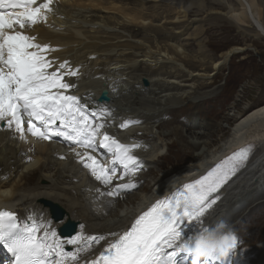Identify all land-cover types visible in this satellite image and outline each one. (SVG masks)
<instances>
[{
	"label": "bare ground",
	"instance_id": "1",
	"mask_svg": "<svg viewBox=\"0 0 264 264\" xmlns=\"http://www.w3.org/2000/svg\"><path fill=\"white\" fill-rule=\"evenodd\" d=\"M118 1L121 0H55V6L58 9L56 15L49 16L48 22L46 24L41 23L34 26L30 30V34L36 35L40 43L42 44L47 43L50 44L52 47H56L57 50L53 53L52 57L50 58L53 61H55L56 59H61V57L64 56V61H68V64L70 57L74 59V62H79V58L72 55L74 53L83 54L84 58H86V61H88L89 63L88 67L84 65H78L73 67L69 64V67L72 69L79 68V73H78L79 80L85 79L87 81H91L96 76V73H100L102 70H104L105 67L109 66L112 61L125 62L119 59L118 57L113 58L111 56H107L104 54L107 51V49L110 48H107L103 43L109 41L110 39L120 40L123 38L132 37L134 39L141 38V40H139L140 41L139 43H145V42H151V43L154 42L153 44L156 43L155 50L152 49L149 45H147L146 49L143 50L144 52L142 55L145 58H148L149 64L154 69L156 65H158V62L162 59L169 61V63L172 64L171 65L172 67L181 68L180 66L181 64L177 65L175 64L174 61L178 60L177 58H179V60L180 59L186 60L192 57V55L189 54L190 53L188 51L189 44L187 43L189 40H192V38L187 37L185 40L182 41L179 35L177 34L180 32H176L178 30H181V34H182L187 28L191 26V24L189 23L192 22L195 23L196 19H192V20L188 19V16L190 15L191 11L189 13L176 12L171 14V16L169 17L162 16L160 15L162 13H158L156 16L151 17L147 13L143 12V10H139V9L135 10L132 7L125 8L123 5L118 4ZM209 1L211 0H202V5L205 6L206 3L208 5ZM142 2H144V0H142ZM213 2L214 1H211V3ZM214 3L215 4L218 3L219 6L220 4L221 5L224 4V2L223 3L214 2ZM237 3L239 4L237 6V9L232 8L233 4L228 5L225 15L227 14V16H229L232 21H234L237 25H239V27L242 26L241 28H243V26H250V24L253 25L255 28L258 29L256 31V35H258V38H263L264 37V0H260L259 3L257 0H237ZM200 8L201 7H199V9L197 10L198 11L202 10ZM216 10H217V14L220 11H224L219 9H215L214 11ZM167 12H169V10L165 11V13ZM163 19H165V22L161 24L160 22ZM181 19H184L183 20L185 22L184 25H180ZM147 22L150 24L149 27H146ZM96 27H97L96 31L90 30V28H96ZM136 27H138L139 30L135 31L134 29ZM142 32L143 33L145 32L146 35L145 33L144 35H142L141 34ZM148 33H153V36H150ZM104 34H106V37L108 39L106 40L99 39L101 37L100 35H104ZM92 40L94 42H91ZM97 40L101 42L97 43L96 42ZM159 40H161V43H164L162 44L163 48L160 45L161 43L159 42ZM80 43L87 45L86 52H83L80 49ZM62 47H64V50H62L58 54V56H56L57 52ZM242 50L243 48L241 47H234L229 51L224 52L222 55L218 57V59L212 57V59L210 60L212 61L211 63L213 69L214 70L222 69L223 65L228 62L232 54L239 53ZM95 54H98L99 56L91 60L88 59V57L94 56ZM202 54L204 55L205 53H203L202 51L201 55ZM190 65H192L191 68L196 67L194 62L193 64L191 63ZM91 66H95V67H91ZM99 66L102 67L98 68ZM200 66L201 68L199 70L190 71L191 74L189 73V75L191 77L188 78V80L190 79L191 81L195 77L206 75L207 69L204 68L203 63H201ZM133 67H135V65L131 66V69ZM175 69L177 70V68H174V70ZM173 71H171V73ZM196 71L199 73L195 74L196 76H194L193 73H195ZM176 74L177 73H175L174 75ZM182 76L185 77L187 76V74L179 75V77ZM158 81L159 80H157V83L155 82V85L159 84L158 88L162 90L161 92L158 93L159 97L158 96H157L158 98L155 97V100L157 99L158 101L155 102H157V105H159V107L157 108L158 112L149 113L148 111L145 112L147 116L141 115L142 117L138 116L139 118L136 119L146 118L145 119L146 121L147 120L152 121L155 119H159L163 115V112L165 111L166 114L169 113L170 115L174 116L176 115V113L180 112L179 109L175 107L161 109V107L164 105H168L169 101L171 102V100H177L183 102L186 99V97H189L190 94L192 93L191 91L188 92V94L186 95L183 91V93H181L180 95V92H176L175 90V92L170 91L171 93L163 94V92L166 91L169 92V89L174 88V85H170L169 82H166L165 80H163L164 82L162 83ZM92 83L95 82L93 81ZM137 83L142 84L141 81ZM210 83L212 82L200 83L199 85L196 86L193 93L197 94V89L199 87L204 88L206 85ZM102 88H108L110 89V91L112 90L106 84H95V89L98 90L97 92L98 94L100 93L99 90ZM143 88L145 89V87ZM125 89L127 88L125 87ZM142 90L143 89L141 88V91ZM154 90L153 92L156 93L157 91L155 92ZM53 91H55V89ZM138 91L140 93V89L136 88L131 92L135 93ZM110 95H111L110 96L111 99H113L114 102L115 96L113 92H111ZM151 103L153 104V102ZM251 107L246 112L245 111L243 112L242 117L235 123L234 127L232 128L231 135L226 139V141L220 145L208 149L209 150L208 152H206L202 148H204V146L207 147L209 145H212V143L209 141L211 136L210 134L211 130L215 126L212 123H209L208 126H203L202 124H199V129L190 132V134L184 132L185 129L187 130L191 129L190 125L188 124H182L180 125L181 127L175 126L170 132H167L168 134L173 133L175 137L174 140L175 144L180 145L179 147H177L179 148L177 152L178 154L179 153L194 154V152H198V150L200 151L204 150V151L201 154L198 153L197 155L194 154V156H191L193 162L187 165L184 170H177V172H171L173 171L171 170L169 172H166L168 173V175L166 176L161 177L162 175H159L158 177L149 180L151 182L148 183V188L150 187L151 190L147 192L146 190H144L145 192L142 193L140 197L135 196L129 198L131 200L129 201L130 203H127L126 206L123 205V207H121L122 206L121 205L120 206L121 209L118 210V212L116 213H114V210L111 209L113 208V202H115L117 199H113L107 196H102L99 199V193L102 192V190L98 189L97 181L93 177L87 175L86 172L83 169H81L80 166L73 160L72 158L73 149H70L67 152L61 151V147L59 145H55L56 147L57 146L58 147L55 150V152L56 151L57 152L54 154V150L52 149L53 146H51V143H53L52 141L45 142L43 140H39L35 137H32L30 134H28L26 140H23L20 137H18L19 142L21 143L20 150L18 149L13 150L11 148L10 151L12 156L5 158L4 156L5 155L7 156L8 154L3 155L2 147L0 144V158L1 157L5 158V159L3 158L4 160L2 159V161L0 160L1 161L0 166H2V170L4 174L7 171H11L13 173L16 172L19 177L18 179L14 180V182L10 181L14 178L13 177L11 179L12 174L8 175L7 177L8 180L0 179V210L12 211L13 213L17 214L22 221L28 214L34 212L38 216H42L44 221L50 222L51 227L56 230L57 235H58V227H60L64 221H68V220L75 221L77 222V224H79L80 233L82 231L81 224H83L85 225V228L83 229L84 234L92 235V236L103 235L105 237V240L92 244L93 247L92 251L89 254H83V256L79 260V264H90V261L92 259H95L99 255V253L103 250V248L106 247L108 243L111 242V240L113 239V237L111 236L112 233L114 232L121 233L124 230L129 229L131 224L134 222V220L144 211H147L148 208L157 199H161L167 196L174 189H176L178 186L183 184L185 181L191 178L194 179L195 177L199 176L208 165H210L226 150L235 147L241 143L254 140L257 145V151L254 157L251 159V162L249 164L250 168H248V170L244 174L237 177L229 187L222 189L221 191H219L218 193H216L214 196L211 197L212 199H214L215 196L218 195L220 199L217 200L216 203L213 205V207L208 210V212L202 218V220L204 225H213L218 222L224 221L231 223L234 227L235 224H238L237 223L238 221L242 222L245 221L244 220L245 218H249L246 224L243 225L242 232L241 233L239 232V237L242 240L243 235L245 236L249 235L255 241L246 242L245 245L248 246L247 252L242 253L240 256H243L248 261L249 264H264V245L263 246H260L261 244L259 246L256 245V242L257 241L259 242V238L261 237L257 235V231L261 228L260 225L264 221V103L257 104L253 108ZM197 110L198 112L201 111L199 104L197 106ZM179 121L180 120H178V122ZM170 123L171 122H169V120L164 121V123H160L158 127L161 125L167 126ZM116 125L118 126V124ZM153 126L150 131L153 130ZM142 129L143 127L137 128L135 130V133L132 132L134 133L133 135L138 134L139 132H141ZM1 131H0V136L3 135V131L2 132ZM11 131L13 130H9V132ZM13 133L15 132L13 131ZM142 135H147V137L149 138V134L141 133V135L139 134L136 135L134 139L141 138ZM189 138L191 140H189ZM134 143L137 144V141H134ZM171 144H169L168 147H170ZM146 146L148 147V144ZM154 148H152L151 150L149 148L150 152L146 153L145 155H144V150L141 151L142 155L144 156L143 160H145V157L147 158L146 159L147 162L152 161L151 159H148V157L154 159V161H159L160 159H162L163 153L158 152L157 149H156L157 151L156 153L153 152ZM28 150H30V152L33 151L31 153V160L22 162L25 156H28L30 154ZM77 150H79V148ZM21 151H25L26 153L23 159H21V156L19 154L16 156V154L18 152L20 153ZM53 154L59 157L54 158ZM63 155L66 156L67 159L66 161H70V164L72 166L70 167L67 166V168L64 167V162L66 161L60 160V158ZM12 157H15L17 159L20 158V159H18L17 161L13 160V162L15 163H11L8 160L11 159ZM51 157L56 159V161H54V159ZM9 164H11L12 166L9 167ZM52 166L58 167L53 169V173L55 174L53 176L45 174L48 172V170H52L51 169ZM19 167H21L20 171H18ZM35 172H40L39 176L44 179H47L51 184L50 185L42 184L43 185L42 186L39 184V180L41 178L37 177L38 179H36L37 181L36 183H38L39 185L36 186L25 185L24 184L25 181L29 178H32ZM139 177L140 174L138 175V178ZM141 181L142 180L140 179L138 180L137 188L143 187V185H145ZM145 187H143L142 189H145ZM128 193H131V191L125 194ZM79 196L80 198H78ZM123 196L125 195L122 194L121 197H119L118 199L122 198ZM48 203L58 204L65 210L64 211L65 216L63 219L64 221H56L52 219L51 208L48 205ZM236 229L239 230L238 226L236 227ZM261 233H263V231ZM245 236L244 239H246ZM60 239L64 241L68 240L63 238ZM4 253H6V251L3 248H0V257H2ZM6 255L8 254L6 253Z\"/></svg>",
	"mask_w": 264,
	"mask_h": 264
},
{
	"label": "snow or ice",
	"instance_id": "2",
	"mask_svg": "<svg viewBox=\"0 0 264 264\" xmlns=\"http://www.w3.org/2000/svg\"><path fill=\"white\" fill-rule=\"evenodd\" d=\"M57 11L55 0H0V122L23 140L28 134L44 141L60 137L70 146L84 148L83 154L75 152L79 162L97 181L110 186L99 195L119 198L138 187L133 178L143 169V162L134 150L140 145L124 144L102 133L103 118L112 114L109 109L89 111L79 97L60 91L73 87L64 82V76H77L79 68L72 69L64 61L49 71L54 66L49 54L57 49L30 34ZM137 123L127 120L120 128ZM97 147L111 157L110 163L92 154ZM253 151L254 145L242 147L206 175L157 199L129 229L112 233L111 242L90 264H192L189 231L203 225L202 218L220 199L218 195L212 199L213 194L245 166ZM126 177L128 182L112 186L114 179ZM84 228L81 224V233L64 241L50 222L34 212L22 221L12 211L0 210V248L8 254L0 257V264H79L82 253L105 240L103 235L86 236ZM231 240L227 250L201 264H237L241 238L235 229ZM65 244L76 247L65 251Z\"/></svg>",
	"mask_w": 264,
	"mask_h": 264
},
{
	"label": "rangeland",
	"instance_id": "3",
	"mask_svg": "<svg viewBox=\"0 0 264 264\" xmlns=\"http://www.w3.org/2000/svg\"><path fill=\"white\" fill-rule=\"evenodd\" d=\"M211 1L222 2V3L224 2V4L222 5L220 4L219 6L218 3L217 4H215L214 2L211 3ZM211 1H209L208 5L206 3L205 6L202 5V0H144L145 3L142 2V0L118 1V4L123 5L125 8L132 7L135 10H138V9L143 10V12L147 13L151 17L156 16L158 13H162L160 14L162 16L169 17L171 16V14L176 13V12L189 13L191 11L190 15L188 16V19H191V20L196 19V21L195 23L194 22L189 23L191 24V26L187 28L182 34H181V30L176 31V32H180L177 34L179 35L182 41L185 40L187 37L192 38V40H189L187 43L189 44L188 45V51L190 52L189 54L192 55L193 58L191 57L186 60L184 59L179 60V58H177L179 61L178 60L174 61L175 64L177 65L181 64L180 65L181 68L172 67L171 66L172 64H170L169 61L162 59L158 62V65H156L154 69L149 64L148 58H145L144 56H142L144 52L143 50L146 49L147 45H149L154 50L156 49V43L153 44L154 42L139 43L140 42L139 40H141V38L134 39L132 37H127V38H123L120 40L110 39L109 41H106L103 43L107 48H110V49H107V51L104 53L105 55L111 56L113 58L118 57L122 61H125V62L112 61L111 64L107 66V68L110 69L109 71L104 69L100 72L106 76V80L100 79V82H97V81L95 82V84L105 83L111 89H113L112 87L114 86L112 85V83L115 81L118 82L116 83L117 86L115 87V92H113L115 96L113 107L114 109H118V112L121 113V116L119 117L120 121L123 122L126 118L134 120L135 118H139L141 115L147 116L145 112H148V111L149 113L158 112L157 108L159 107V105H157L158 101L157 99L155 100V97L158 98L159 97L158 93L161 92L162 90L158 88L159 84L155 85V82L157 83V80H159L161 83L164 82L163 80H165L166 82H169L170 85H174V88L169 89V92L168 91L163 92V94L171 93L170 91L175 92L176 90V92H180V95L181 93H183V91L187 95L188 92L192 91L190 96L186 97V99L183 102L177 101V100H171V102L169 101L168 105L163 104L164 106L161 107V109H167L171 107H175L179 109L180 112L176 113V115L173 116V115H170L169 113L166 114V111H165L163 112V115L159 118L161 121L159 119H155L152 121H148V120L146 121L145 120L146 118L144 119L140 118L141 121L143 122V125L140 126L141 128L143 127L142 129L143 131L141 130V132H139L138 134L141 135V133L142 134L147 133L149 134L150 139L147 137V135H142L141 138H138L144 144L140 143L139 144L140 147L137 148L136 150L137 151H140L141 149L144 150V155H145L146 153H149L150 150L156 146L153 149L154 150L153 152L156 153L158 151L160 153H163V157L159 161H154V159L148 157V159H151L152 161L151 162L145 161L143 165L144 169H142L143 174L140 177V180H142L141 182L145 184L143 185V187L146 186L145 189H142L143 187L136 188L135 191L132 190L131 193L124 194L125 196L113 202V208L111 210H114V213L118 212V210H120L121 207H123V205L126 206L127 203H130L129 201L131 200L129 198H132L135 196L140 197V195L145 192L144 190H146V192L151 190L150 187L148 188V183L151 182L149 180H151L152 178L154 179L158 177L159 175H162L161 177L166 176L168 175V173L166 172H169L171 170H173L171 172H177V170H184L187 165L193 162L191 159V156H194V154L197 155L198 153L201 154L204 150L208 152L209 151L208 149H211L214 146L224 143L226 139L231 135L232 128L234 127L235 123L242 117L243 112L244 111L246 112L251 106H252L251 108H253L257 104L264 103V37L258 38V35H256V31L258 29L255 28L253 25L250 24V26H243V28H241L242 26L239 27V25H237L234 21H232L230 17L227 16V14L225 15L228 5L233 4L232 8L237 9V6L239 5L237 3V0H229V3H228V0H221V1L211 0ZM257 1L258 3L260 2V0H257ZM194 3L196 6L194 5ZM199 7H201L200 9L202 10L198 11L197 9H199ZM215 9L224 10V11H220L217 14V10L214 11ZM166 10H169V12L165 13ZM183 20L184 19L180 20V23H181L180 25L185 24ZM164 22H165V19H163L160 23L163 24ZM149 26L150 24L147 22L146 27H149ZM90 30L96 31L97 27L90 28ZM134 30L137 31L139 30V28L136 27ZM144 33L142 32L141 34L144 35ZM148 34L150 36H153V33H148ZM167 34H170V33H167ZM100 36L101 37L99 39H103V40L108 39L106 37V34L100 35ZM91 42H94V41L92 40ZM96 42L99 43L101 41L97 40ZM159 42L161 43V40H159ZM162 44L164 43L160 44L163 48ZM234 47H241L243 48V50L239 52V54L237 53L232 54L228 62L223 65L222 69L214 70L212 67V63H211L212 61L210 59H212V57L218 59L220 55H222L224 52H227ZM202 51L203 53H205L204 55L203 54L201 55ZM80 55L82 54H79L78 57ZM193 62L196 65L195 68H191L192 65L190 64L191 63L193 64ZM201 63H203L204 68L207 69L206 75L195 77L191 81L190 79L188 80V78L191 77L189 75L190 71L199 70L201 68L200 66ZM134 65L135 67L131 69V66H134ZM101 67L102 66H99L98 68H101ZM174 68H177V70L176 69L174 70ZM171 71L173 72L171 73ZM175 73L177 74L174 75ZM198 73L199 72L196 71L193 74L194 76H196L195 74H198ZM180 74L181 75L187 74V76L179 77ZM110 76H111V79H110ZM144 77L149 78L150 80L149 87L144 86L143 84L144 82H142V79ZM109 81H111L112 83ZM139 81H141L142 84H138L137 82ZM202 82H205V83L212 82V83L208 84L209 86L206 85L205 86L206 88L199 87L197 89V94L193 93L196 86ZM152 83H153V86H151ZM125 87L127 89H125ZM143 87H145V89ZM136 88L140 89V93L139 91L135 92L136 94L134 92H131L135 90ZM141 88L143 89L142 90L143 92L141 91ZM153 90L157 92L154 93ZM185 90H188V91H185ZM151 102H153V104ZM197 103L199 104V107L201 109V111L199 112L197 110V106H198ZM126 114H128V116ZM148 115H151V114H148ZM168 120L169 122H171L169 125L167 126L161 125L158 127L160 123H164V121H168ZM178 120L180 121L178 122ZM209 123H212L215 125L214 128H212L211 133H210L211 136H210L209 141L212 143V145H209L207 147L204 146V148H202L204 150L202 151L198 150V152H194V154L193 153L188 154L187 152L185 153H187L188 155L183 154V153H179V154L177 153L179 149L177 147H179L180 145L175 144L174 134L173 133L168 134L167 132H170L175 126L181 127L180 125L182 124H188L190 125L191 129H188V130L185 129L184 132L190 134V132H193L194 130L199 129V124H202L203 126H208ZM152 126H153V130L150 131ZM1 130L3 131V135L0 136V144L2 147L3 155L8 154L7 156L5 155L4 157L8 158L9 156H12L11 151H10L11 148L13 150L14 149L20 150L21 143L19 142V138H18L19 134L13 133V131L9 132L10 129H8L6 126L3 129L1 128L0 131ZM116 136L120 139L122 137L127 136V133L118 131ZM189 140L191 139L189 138ZM45 142H48V141H45ZM147 144H148V147L146 146ZM169 144H171L170 147H168ZM55 145L61 146L57 142L51 143V146H53V148L52 147L50 148L54 150V154L57 152V151L55 152V150L58 147V146L56 147ZM61 148H62L61 151H63L64 148L63 147ZM7 152H10V153H7ZM28 152L30 153V150H28ZM20 153L18 152L16 156L19 154L21 156V159H23L25 156V151H21ZM31 153L28 156H25L22 162L28 161L31 158ZM4 157H1L0 160L2 161ZM58 157L59 156L54 155V158H58ZM18 159L15 157H12L8 161L11 163H15L13 162V160L17 161ZM145 159L147 158L145 157ZM60 160L66 161L67 159L60 158ZM54 161H56V159H54ZM10 166L12 165L9 164V167ZM67 166L68 167L72 166L70 164V161L64 162V167L67 168ZM54 168H58V167L52 166L51 168L52 170H48V172L45 174L53 176L55 174L53 173ZM20 170H21V167L18 168V171ZM11 174H12L11 179L13 177L14 178L10 181L14 182V180L19 178L16 172L13 173L11 171H7L4 174L2 170V166H0V179L8 180L7 177L8 175H11ZM39 174L40 172H35L33 177L27 179L24 184L30 185V186H36L39 184L40 185L42 184L50 185L51 184L47 179L40 177ZM37 177L41 178V179L39 178L40 179L39 184L36 183L37 182L36 179H38ZM78 198H80V196ZM244 220L245 221L237 222L241 232H242L243 225L246 224L249 218H245ZM260 227L261 228L257 231V235L261 237L259 238V242L258 241H257L258 243L256 242V245L259 246L261 244L260 246H263L264 245V221L260 225ZM262 231L263 233H261ZM245 237H246L245 239L246 242L255 241L249 235H246Z\"/></svg>",
	"mask_w": 264,
	"mask_h": 264
},
{
	"label": "clouds",
	"instance_id": "4",
	"mask_svg": "<svg viewBox=\"0 0 264 264\" xmlns=\"http://www.w3.org/2000/svg\"><path fill=\"white\" fill-rule=\"evenodd\" d=\"M115 91V88L112 89ZM234 227L228 222H218L213 225H201L191 233L190 252L192 264H201V261L221 254L232 243Z\"/></svg>",
	"mask_w": 264,
	"mask_h": 264
},
{
	"label": "water",
	"instance_id": "5",
	"mask_svg": "<svg viewBox=\"0 0 264 264\" xmlns=\"http://www.w3.org/2000/svg\"><path fill=\"white\" fill-rule=\"evenodd\" d=\"M109 96H108V91L106 90V89H104L103 91H102V94H101V96H100V100L101 101H103V100H105V101H109ZM48 205H51V208H52V212H53V215H54V217H55V219L56 220H60V219H62L63 218V215H64V209L61 207V206H59L58 204H54V203H48ZM68 226H72V221H68V224H67V226L66 227H68ZM71 233H68V235H70Z\"/></svg>",
	"mask_w": 264,
	"mask_h": 264
}]
</instances>
